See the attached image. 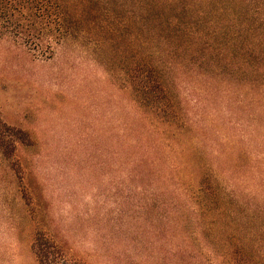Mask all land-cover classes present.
<instances>
[{"label":"rangeland","instance_id":"374dc122","mask_svg":"<svg viewBox=\"0 0 264 264\" xmlns=\"http://www.w3.org/2000/svg\"><path fill=\"white\" fill-rule=\"evenodd\" d=\"M220 1L179 0L176 10L165 0H107L106 26L119 30L114 41L71 37L50 59L0 36V108L32 142L19 147L16 170L0 154V264H37L39 227L87 264H173L172 224L160 220L154 194L158 173H168L178 154L124 86L120 56L130 40L163 70L193 126L182 157L197 154L211 171L227 172L224 184L237 194L230 206L240 204L235 240L253 264H264V160L257 154L264 152V107L239 69V15ZM247 1L260 18L264 0ZM251 17L243 20L264 26ZM201 242L203 264H220L222 241L205 235Z\"/></svg>","mask_w":264,"mask_h":264},{"label":"trees","instance_id":"16d2710c","mask_svg":"<svg viewBox=\"0 0 264 264\" xmlns=\"http://www.w3.org/2000/svg\"><path fill=\"white\" fill-rule=\"evenodd\" d=\"M106 1L0 0V36L11 34L33 51L35 56L45 59L52 58L56 47L71 37L81 39L86 38L87 34L88 39L99 37L100 42L114 41L115 34L112 33H118L119 30L106 26L107 17L110 16V10L104 6ZM133 1H138L139 5L144 2ZM178 1L165 0L164 3L178 10ZM220 2L222 10L239 15L240 20H236L237 26L240 25V42L237 46L239 69L245 87L255 94V104L264 107V26H252L243 20L250 19L251 15L255 21L264 20V9L257 19L256 12L250 8L251 1ZM156 4V0H153L152 5ZM251 37L254 42L247 41ZM121 55L124 86L132 102L143 118H149L150 129L166 140V147L177 149V164L170 167L168 173H158L161 185L154 194L161 211L160 220L164 223L168 219L169 224H172L173 264H203L206 244L201 242V238L205 235L217 242L222 241L220 264H253L254 259L245 245L236 242L238 227L233 221L236 219L234 212L239 210L237 207L240 204L234 209L230 206L237 199V194L224 184L222 176L227 172L211 171L197 154H191L193 158L182 157L188 144L183 136L189 135L193 126L184 120L183 111L167 84L163 70L146 49L140 50L131 40ZM31 144L29 133L9 124L0 108V154L10 161L14 170L20 167L17 162L19 147ZM136 145H142V142L137 141ZM257 154L264 160V152L259 151ZM223 158L228 160V157ZM140 160L142 163L149 159ZM233 161L237 162L238 158ZM234 167L239 168L238 162ZM234 174L232 171V177ZM223 234H226V240ZM194 244L195 252L192 249ZM32 250L37 264H87L82 257L41 227L34 233ZM209 260L214 263L213 258Z\"/></svg>","mask_w":264,"mask_h":264}]
</instances>
